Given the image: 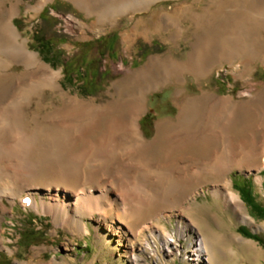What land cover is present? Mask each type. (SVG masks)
Here are the masks:
<instances>
[{"label": "bare ground", "instance_id": "obj_1", "mask_svg": "<svg viewBox=\"0 0 264 264\" xmlns=\"http://www.w3.org/2000/svg\"><path fill=\"white\" fill-rule=\"evenodd\" d=\"M75 1L83 10L98 15L91 28L103 29L129 11L135 15L147 10L157 0H141L133 9L123 6L135 0ZM210 2L213 9L202 13L189 11L186 6L177 8L166 14L158 27V32L172 40L167 33L172 29L181 31L182 20L190 15L195 41L187 60L160 55L136 72L121 63L119 70L125 74L124 78L114 85L109 98L101 94L86 100L68 94L64 106H56L45 116L39 112L32 118L29 105L40 103L46 91H59L66 98L61 92L62 70L54 71L38 52L31 50L29 40L15 22L20 4L8 18L0 16V193L11 203L20 198L25 206L35 208L40 207L37 198L33 195L22 198L24 191L52 193L49 203L42 197L41 207L57 217L73 214L69 228L75 224L78 213L91 217L99 214L108 221L112 211L128 225L126 216L136 218L140 204L147 212L149 205L155 208L162 202L177 205L210 176L224 179L235 166L246 163L257 170L264 167V120L261 126L255 124L251 109L256 102L264 107V92L237 108L233 98L226 99L208 91L192 96L184 85L173 101L179 107L177 116L165 117L159 122L152 140L146 138L141 125L140 115L148 111L149 95L154 91L169 82L184 83L187 73L201 79L221 60L228 62L238 54L240 50L230 51L232 42L225 39L226 33L237 28L244 31L248 24L253 25L259 35L253 38L252 57H264L261 37L264 0ZM43 8L44 4L37 10ZM137 27L124 32V40L129 45L139 33L152 35V30ZM243 40L242 36L237 37L235 43L241 44ZM16 65H23L22 71H16ZM25 93H29L28 103L21 100L15 108L8 107L11 99L22 98ZM223 134L228 141V158L216 167L206 157L213 154L215 145L216 149L220 148L219 139ZM247 146L245 159L230 156L235 149ZM139 175L145 177V190L139 189L142 188L136 181ZM259 181L263 184V178ZM167 186L171 188V195L159 196L157 189L152 191L153 196L148 192ZM95 187L100 188L99 194L94 192ZM116 191L120 192L119 198L113 194ZM219 198L226 205L238 204L243 208L241 196L233 190L228 189V194ZM122 223H112V228L122 232L125 230ZM184 223L180 220L181 237L197 241L202 235L192 224ZM146 229L151 231L155 244L160 242L157 248L167 254L184 251L178 233L166 234L150 225ZM200 241L194 250H187V257L193 264H211L205 238L202 236ZM3 244L0 238V248ZM132 260L140 262L141 259L133 255Z\"/></svg>", "mask_w": 264, "mask_h": 264}, {"label": "rangeland", "instance_id": "obj_2", "mask_svg": "<svg viewBox=\"0 0 264 264\" xmlns=\"http://www.w3.org/2000/svg\"><path fill=\"white\" fill-rule=\"evenodd\" d=\"M210 1L157 0L143 12L133 15L129 11L103 29H92L91 25L97 21L98 15L83 10L75 0H0V16L7 18L20 4L15 22L29 40L31 50L38 52L54 71L62 70L61 92L66 94V98H62L59 91H46L40 103L28 104L30 117H35L39 112L45 116L56 106H64L69 99L68 94L86 100L101 94L109 98L114 85L124 78L125 74L119 70L121 63L136 72L160 55L187 60L195 41L190 15L182 20L181 31L172 29L167 33L173 37L172 40H167L162 32H158V27L166 14L183 6L199 13L212 10ZM140 3L141 0H135L123 7L133 9ZM43 4L44 8L37 10ZM136 26L139 30H152V35L139 33L129 45L124 40V32ZM254 30L253 25L248 24L244 31L237 28L226 33L225 39L232 42L230 51H240L228 62L221 60L206 76L198 79L194 74L187 73L184 83L169 82L149 95L148 111L140 115L148 140L154 138L159 122L165 117L177 116L179 107L173 101L184 85L192 96H200L208 91L226 99L233 98L237 108L246 101H254L264 92V57L254 59L251 54L253 38L258 34ZM37 36L40 40L44 36V41H37ZM240 36L244 38L242 43H235V38ZM261 37L264 43V29L261 30ZM41 43L45 44L44 54L40 51ZM49 48L51 53H46ZM22 69L23 65L15 66L16 71ZM28 95L25 93L22 98L11 99L8 107L15 108L21 100L27 102ZM251 109L255 124L261 126L264 107L256 102ZM227 144V137L223 134L219 139L220 148L216 149L215 145L213 154L206 157L212 160L214 166H219L228 158ZM247 150L248 146L235 149L229 155L233 159H245ZM259 178H263V184ZM136 181L142 187L139 189H146L143 175H139ZM227 184L230 188H227ZM156 189L159 196L171 195L168 186L152 188L148 190L149 194L155 195L152 191ZM228 189L241 196L243 208L238 204L226 205L219 198L228 194ZM93 190L96 194L100 193V188ZM51 194L24 191L22 198L31 195L37 198L40 207L35 208L25 206L20 198L11 203L5 194L0 193V198H4L0 201V238L4 241V246L0 248V264H193L186 253L187 250H194L193 247L198 244L196 242L200 245L202 236L208 245L211 264H264V241H261L264 238V167L257 170L246 163L235 166L224 179L210 176L206 183L194 188L177 205L164 202L158 204L157 208L149 205L150 211L147 212V208L142 209L144 207L140 204L137 206L140 213L136 218L126 216L128 225L123 224L117 213L112 211L108 221L99 214L91 217L78 213L75 224L69 228L73 214L57 217L54 212L41 207L42 197L49 203ZM113 194L119 198L120 192ZM180 220L184 224H192L202 236L197 237L195 242L189 240L188 236L181 237ZM112 223H122L125 230L120 232L112 228ZM149 225L166 234L178 233V241L184 251L167 254L157 248L156 244L160 242L154 243L151 231L146 229ZM246 233L254 234L257 238ZM147 243L152 246L148 247ZM133 255L143 261H133Z\"/></svg>", "mask_w": 264, "mask_h": 264}, {"label": "trees", "instance_id": "obj_3", "mask_svg": "<svg viewBox=\"0 0 264 264\" xmlns=\"http://www.w3.org/2000/svg\"><path fill=\"white\" fill-rule=\"evenodd\" d=\"M43 38H44V36H42V39L40 40V38H38V36H37V37H36V40H37V41L39 40V42H40V41L43 42V41H44ZM43 45H45V44H42V43H41V46H40L41 49H40V51H41V53L44 54L45 51H44V47H43ZM46 53H51V48H49L48 51L46 50ZM244 193H245V192H244ZM250 200H251V199H250ZM252 202H253V201H252ZM250 203H251V201H250ZM243 230H244V229L241 228V231H242V232H243ZM246 235L257 238V236H255L254 234L246 233ZM260 240H261V239H260ZM261 241H264V238H262Z\"/></svg>", "mask_w": 264, "mask_h": 264}]
</instances>
